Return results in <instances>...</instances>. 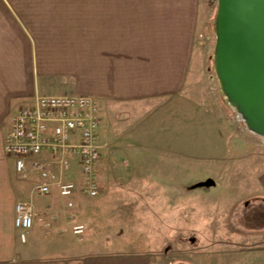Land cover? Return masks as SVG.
<instances>
[{"label": "crops", "instance_id": "crops-1", "mask_svg": "<svg viewBox=\"0 0 264 264\" xmlns=\"http://www.w3.org/2000/svg\"><path fill=\"white\" fill-rule=\"evenodd\" d=\"M206 21L203 0H0V264L120 262L106 254L104 260L95 258L86 246L83 250V244L95 243L83 235L84 228L73 232L83 225L69 216L68 198L55 187L38 195L36 173L17 174L14 158L4 150L5 137L15 112L37 96L90 97L100 119L96 180L108 185L157 182L155 166L128 156L147 150L125 143L133 129L124 131L126 122L118 117L132 121L138 115L133 110L177 100L194 83L203 65ZM253 172V189L242 195L253 205L241 219L259 226H244L254 242L242 247L235 264H264V165ZM33 176L37 179L30 180ZM18 202L32 207L25 242L13 225Z\"/></svg>", "mask_w": 264, "mask_h": 264}, {"label": "rangeland", "instance_id": "rangeland-1", "mask_svg": "<svg viewBox=\"0 0 264 264\" xmlns=\"http://www.w3.org/2000/svg\"><path fill=\"white\" fill-rule=\"evenodd\" d=\"M203 2V65L194 83L177 100L133 110L138 115L132 121L118 117L126 122L124 131L133 129L125 143L147 150L128 156L155 166L158 183L108 185L97 177L96 197L83 193L78 183L68 198L69 216L95 243L82 248L95 258L104 260L106 254L120 262L235 264L242 247L254 242L245 236L244 226L259 225L241 219L253 205L242 195L253 189V170L264 165V137L250 132L223 99L213 66L217 0Z\"/></svg>", "mask_w": 264, "mask_h": 264}, {"label": "built area", "instance_id": "built-area-1", "mask_svg": "<svg viewBox=\"0 0 264 264\" xmlns=\"http://www.w3.org/2000/svg\"><path fill=\"white\" fill-rule=\"evenodd\" d=\"M99 122L97 104L90 97L37 96L30 105L15 112L4 150L14 158L17 174L24 177L28 172L36 173L34 189L38 195H47L55 187L61 197L70 198L80 183L83 193L96 197ZM43 153L48 159L43 158ZM74 167L78 181L71 176ZM13 225L20 241L25 242L32 227L30 204H15ZM73 232L82 233L83 227L75 226Z\"/></svg>", "mask_w": 264, "mask_h": 264}, {"label": "water", "instance_id": "water-1", "mask_svg": "<svg viewBox=\"0 0 264 264\" xmlns=\"http://www.w3.org/2000/svg\"><path fill=\"white\" fill-rule=\"evenodd\" d=\"M214 32L213 66L223 99L264 137V0H217Z\"/></svg>", "mask_w": 264, "mask_h": 264}, {"label": "bare ground", "instance_id": "bare-ground-1", "mask_svg": "<svg viewBox=\"0 0 264 264\" xmlns=\"http://www.w3.org/2000/svg\"><path fill=\"white\" fill-rule=\"evenodd\" d=\"M250 132H252V131H250ZM252 133H254V132H252Z\"/></svg>", "mask_w": 264, "mask_h": 264}]
</instances>
